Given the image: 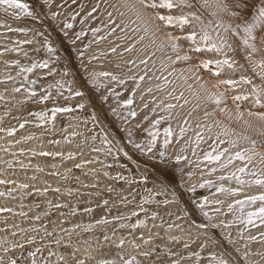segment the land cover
<instances>
[{
	"label": "snow or ice",
	"instance_id": "1",
	"mask_svg": "<svg viewBox=\"0 0 264 264\" xmlns=\"http://www.w3.org/2000/svg\"><path fill=\"white\" fill-rule=\"evenodd\" d=\"M45 7L47 11H44ZM109 8L112 11H109ZM200 8L212 9L210 15L214 19L205 23ZM65 9L71 10L65 11ZM177 11L179 14H176ZM0 12L6 13L15 20L28 18L34 25L31 28L12 27L0 22V27L5 28L7 33L22 34L25 37L13 39L0 33V38L8 41L0 44V57H4L6 53L17 54L12 58L0 59V66L10 70L0 73V85H5L4 90L0 91V102L11 105L7 108L5 117L17 105L23 109L29 100L44 104L54 99L51 92L44 88L39 90L40 94L37 97V90L33 86L38 80L51 77L54 73L63 77L72 74L67 67V63L71 62L70 58L67 59L62 71L50 66L53 63L58 64L61 60L55 41L50 38L48 28L49 21L55 22L58 31L74 46L86 84L100 94V99L104 103H108L111 97L112 104L108 106L107 112L119 121L120 131L124 132L127 145L152 162L151 175L148 171L140 175V185H146L149 181L152 184L150 188H144L147 195L141 197L140 210L147 213V209L142 206L146 204L176 203L184 217L191 218L192 213L198 211L206 221L194 222L196 229L194 235L191 229H184L179 223H168L169 229L177 228L187 233L188 239L185 241H182L179 236L168 237L171 243L182 242L184 252L174 251L169 247L161 250L158 246L146 249L145 246L152 239L149 237L143 240L142 244L131 243L132 249H142L134 254L126 247L128 242L125 239L117 240L113 237L117 229H136L143 223L142 221L126 224L124 221L129 219L127 216L117 215L108 219L101 215L93 222L76 223L71 228L65 229L61 227L65 222L60 219L61 217H74L78 212L92 214L93 207L81 209L73 205L69 208L67 203L45 200L47 208L55 209L58 213L57 221L51 230L43 223L39 226L32 224L22 227L16 223L8 224L7 219H4L5 226L0 227V234H2L0 235V264H68L63 255H58L51 248L53 243L71 248L70 243H65L62 237L56 235L57 229L71 238L73 235L79 236L81 233L92 232L97 227H101V235L103 241L109 246V252L112 247L116 251L113 255L100 259L89 255L88 259L95 260V264H145V261L147 264H204L201 251H196L191 246L197 245L199 249L206 250L209 244L213 245V250L208 252L207 264H264V251L253 252L250 248L251 242L264 245V230H262L264 229V150H258V147H264V139L258 141L254 138H264V0H88L87 3L83 0H59V3L57 0H36L35 7L24 0H0ZM90 20L97 21L100 26L86 28ZM77 21L80 29L74 30ZM89 31L92 39L87 44L77 46L78 41L87 38L86 34ZM37 38L40 39L37 40ZM101 40H110L112 46L108 51L117 56L123 57L124 53H136V55L117 65L121 69L119 73L90 70L92 61L98 57L88 55L85 60L86 51L93 43H99ZM182 43L186 44V50L182 47ZM9 44L12 46L9 47ZM41 50L47 54V58L34 59L33 55L40 53ZM203 53H211L212 56L201 59L198 54ZM21 56L27 59L28 63H23L19 58ZM154 57L156 59H153ZM193 59L196 60L194 64L177 69L178 64L191 62ZM157 60L160 63L159 68L156 67ZM38 70L44 74L37 75ZM12 71L15 75L11 74ZM237 73H239L238 76ZM29 74L36 78H32ZM205 74L208 75V80L204 79ZM254 77L259 78L261 82L259 86L254 83ZM211 78H215L214 82ZM177 81L182 83L178 84ZM72 83L71 80H57L55 84H49L48 88H56L57 93L63 96L61 90L67 85V91L71 97L86 95L85 91L79 88L73 89ZM209 84L211 89L208 88ZM114 85L122 86L124 93L117 90ZM243 86H250V90H245ZM181 88L190 92L197 101L191 108H188L190 100L185 96V91H178ZM229 93L234 94L229 96ZM16 94L23 99L17 100ZM229 98L234 108L228 107ZM137 99L140 101V111L135 106ZM13 101L15 103H12ZM243 104H248L249 107L242 109ZM84 107L83 102L76 105L79 109ZM202 107L204 117H215L218 111L226 116L228 122L214 118L209 119L207 123L197 122L193 129L192 121L198 120L194 113ZM209 108L211 111L208 110ZM74 111L73 107L59 106L56 103L46 110H28L27 117H12L17 121V125L0 127V132L6 133L8 137H14L19 130L25 129L29 124L51 131L55 127L57 114ZM149 113L153 114L151 119ZM5 117H0V121ZM74 118L79 120L78 116ZM233 119L237 124H242L241 131L231 126ZM131 120H136V123H130ZM141 121L148 123L142 127ZM174 121L177 122L175 127ZM88 122L85 121V123ZM90 122L101 128V135L97 137L93 134L85 137L83 143L87 144L89 140L99 139L103 146L90 145L93 152H103L114 159L117 154H123L129 160L132 159L126 147L121 146L120 139L103 130L100 118L94 109L90 115ZM125 125L127 127H124ZM161 127L163 140L158 142ZM134 130L146 132L147 138L143 141L133 139ZM190 130L193 131L194 139H184L181 144L182 138ZM63 131L64 142H69L70 137L83 136L82 132L69 133L67 129ZM33 138V134L29 133L19 140L9 141L6 147L0 146V151L9 153L13 143L19 145ZM48 143L57 144L60 141L49 140ZM202 143L206 145V148L197 153L196 149ZM171 145H179V147L178 151L170 155L169 146ZM80 147L81 145L77 144V148ZM189 150L197 158V167H200L202 162H206L207 171L202 172V175L211 176L219 173L215 181L206 179L197 184L187 182L186 178L190 179L193 175L184 167L185 164L193 163L185 155ZM11 154L14 157L17 155V153ZM23 154L24 149L21 148L19 155ZM31 155L73 160L76 154L71 151L67 155L58 151H31ZM0 162L6 163L9 167L13 166L12 160L4 161L0 157ZM95 162L93 158L84 163ZM15 163L22 169L30 166L20 160H16ZM100 163L103 164L102 161ZM104 166L111 167V165ZM35 167L38 172L44 171L38 165ZM51 167L56 168L57 165L52 164ZM74 167L81 168L82 164L77 163ZM148 167L145 165V168ZM70 171L71 169L67 170V172ZM103 174L109 176L107 171ZM49 175L60 174L51 172ZM66 178L67 173H65ZM109 178L123 180L129 185L136 182L131 177L120 173ZM31 179L36 180L37 177L32 176ZM76 179L78 180L79 177ZM8 184L14 186L0 191V197L16 199L15 193H18L21 200L32 196L46 197L50 190L57 193L58 197L59 195L69 197L92 195L80 193L78 189L69 188L61 193L59 187L41 188L35 184H16L15 181L0 179V185ZM226 184L228 186H225ZM82 187H96V185H82ZM197 187H215L214 198L209 200L207 197H197L195 195ZM28 189L31 191H27ZM253 189L256 191L253 192ZM106 190L115 191L111 186ZM178 190L190 194L187 203L181 201ZM217 194L225 199L215 198ZM96 195L99 196L100 193ZM130 195L135 196L136 189H133ZM160 195H163L165 199H156ZM169 196L171 199L168 198ZM229 198L232 199L227 203V213H225L224 206ZM120 200L131 203L123 195L120 196ZM108 205L109 200L105 199L102 203H98L96 208L107 210ZM24 207L21 205V208ZM40 207L39 203H34L29 206L28 212L16 213L12 208L5 206L0 207V213H12L32 221H41L42 217L50 216L49 211L42 209L29 216L33 208ZM63 208H69V211L67 213L59 211ZM209 208L210 211L206 210ZM228 214L231 215V219L213 222L214 217ZM131 215L138 214L133 211ZM151 215L155 218L158 213L152 212ZM180 219L181 216L177 215L176 220ZM113 221L119 223L113 224ZM49 223L53 222L49 221ZM233 224L240 225L235 238L231 231ZM109 225H112V235L108 234L107 226ZM217 228L221 230L219 236L214 231ZM252 229L257 230L256 235L251 233ZM246 232L248 235H245ZM201 237L203 243H200ZM46 239H48L47 244L44 243ZM96 239L99 243L100 237ZM85 242L91 243L90 240ZM45 248H48L46 255ZM77 251L72 248L69 253L74 264H86L85 259L77 258ZM254 256L258 259L254 260ZM53 257L55 260L52 259Z\"/></svg>",
	"mask_w": 264,
	"mask_h": 264
},
{
	"label": "bare ground",
	"instance_id": "2",
	"mask_svg": "<svg viewBox=\"0 0 264 264\" xmlns=\"http://www.w3.org/2000/svg\"><path fill=\"white\" fill-rule=\"evenodd\" d=\"M24 2L32 4L34 7L36 6V0H24ZM83 2L87 3L88 0H83ZM57 3H59V0H57ZM75 7L74 5L72 6ZM46 8V7H45ZM202 10V8H200ZM48 10V9H47ZM71 9H65V11H70ZM109 11H112L111 8L108 9ZM203 11V10H202ZM205 12V10L203 11ZM203 12L201 14H203ZM207 12V10H206ZM0 22H4L12 27L17 26H28L33 27L34 25L28 18H22V19H28V23L20 22L19 20L10 21V17L2 15L0 13ZM6 14V13H5ZM179 14V13H177ZM4 16V17H3ZM206 16V15H204ZM210 16V12H209ZM63 17H61L62 19ZM205 18V17H204ZM211 18V17H210ZM209 18V19H210ZM213 18V17H212ZM211 18V19H212ZM208 19V18H207ZM214 19V18H213ZM13 20V19H12ZM20 22V23H18ZM208 22V20H207ZM51 21L48 22V28L49 32L51 34L50 38L55 41V45L58 48V55L61 57L60 62L53 63L50 65L51 67H56L58 70L62 71L65 67V62L67 61L63 59L70 58V63H67L72 76L71 77H63L61 75H58L54 73L51 77H47L43 80H38L37 84L33 86L37 90V97L39 96L40 92L39 90L41 88H44L51 92V95L54 99L46 101L44 104L40 103H33L31 100H29L25 107L22 109L19 105H17L15 108H12L11 112L7 117H5V112L8 107H11L10 104L6 105L5 102H0V117H5L2 121H0V127H8L9 125H17V121L15 119H12V117H18V116H25L27 117V111H40V110H46L54 106V103L58 104L59 106H70L75 109L73 113H60L57 114V120L55 121V127L51 131H47L45 128H37L35 124H29L26 125L25 129L19 130L18 133L14 137H8L6 133L0 132V146L6 147L8 145L9 141L19 140L22 136L28 135L29 133L33 134L34 138L30 141L21 143L19 145H16L13 143L12 148L10 149L9 153H4L0 151V157L3 158L4 161L12 160L13 166L9 167L6 163L0 162V179H6L15 181L16 184L19 183H28V184H35L38 187H50L56 188L59 187L61 189V193H63L66 189H78L80 193H91V196L88 195H82L77 196L73 195L71 197L66 195H59L52 192L51 190L48 192L46 197H39V196H32L29 198H25L21 200L19 198L18 193H15L14 195L17 196L16 199L6 198V197H0V207H10L14 210V212L18 213L20 211H29V206L33 205L34 203H39L40 208H33L31 212H29V216L33 215L35 212H39L42 209L45 211L50 212V216L48 218H43L41 221H32L26 218L19 217L17 215H13L12 213H0V227H4V219H7L8 224L16 223L20 224L22 227H28L32 224H36L39 226L41 223H43L45 226L49 228V230L52 229L54 226V223L57 221V210L55 209H48L47 205L45 203V200H53L55 202H63L67 203L69 205V208L73 205H76L78 208L93 207L94 211L92 214H83L82 212H78L76 216L74 217H61L60 219H63L65 222L61 227L68 229L73 226V224L76 223H89L93 222L95 219L100 218L101 215L105 216L108 219H111L112 216L117 215H124L129 217L124 223L126 224H132L136 223L138 220L142 221L143 223L136 229L132 228H125V229H117L115 236L113 239H119L123 238L125 239L128 244L126 247L129 251H132L134 254L142 249H132L131 243L135 242L137 244H142L143 240L148 239L149 237H152L151 241L148 245L145 246L146 249H151L155 246H158L159 249H164L165 247L172 248L174 251H181L184 252L181 243H171L168 240L169 236H179L181 237L182 241H185L188 239L186 232H181L177 228H168V223L174 222L179 223L184 229H191L193 235L195 234V227L194 222H206L204 218L201 216V214L196 211L193 212L191 215V218L184 217V214L182 212H179V205L176 203L169 204V205H157V204H146L142 205L144 208L147 209V213L140 210L141 206V197L146 196L147 193L144 191L145 187L150 188L152 186L151 181H149L146 185H140L139 179L141 173L148 171L149 175H151L150 167L152 165V162L147 159V157L142 156L139 152L132 149L130 145H127V140L125 137V134L123 131H120L119 127V121H117L111 114L107 112V108L109 105L112 104L111 97L109 98L108 103H104L100 99L99 93H92L91 88L86 84L84 79V73L82 69L79 67V60L76 57V53L74 50V46L70 44V47L67 49L66 43L62 40L59 31L55 28V26L52 24ZM92 26H100L97 21L90 20L88 24L85 26L86 28H90ZM80 24L77 21L76 27L74 30H79ZM179 31V30H177ZM0 33H4L9 37H12L13 39H24L25 37L22 34H12L7 33V30L5 28L0 27ZM31 35V33H29ZM87 38L82 39L81 41L77 42V46H82L83 44H87L89 40L92 39L91 32H87ZM40 38H37L39 40ZM111 40H115V38H110ZM65 40V38H64ZM8 41L0 38V44L7 43ZM116 43H119V41H115ZM12 45L9 44V47ZM112 46V43L110 40H101L99 43H93L90 48L86 51L85 60H87L88 55H96L98 59L92 61L90 70L95 71H112L114 73H119L121 71L120 68L117 67L118 64H122L125 59H128L130 57H134L136 53H124L123 57L117 56L115 53H111L109 48ZM26 48L28 46H25ZM140 46L138 45V48ZM182 47L187 49L186 44L182 43ZM30 52V55H32L31 48L28 49ZM103 53H107V55H103ZM69 54L71 56L69 57ZM16 53H6L4 57H0V59H8L15 57ZM199 57L202 58H210L212 56L211 53H203L198 54ZM159 56V54H157ZM23 63H28L27 59L24 57H19ZM34 59H46L47 54L41 50L40 53L33 55ZM153 59H156L155 57ZM196 62L195 59H193L191 62L187 63H180L177 65V69L184 67H189L191 64H194ZM151 63V62H150ZM160 63L159 60H157L156 67L159 68ZM7 71H10L8 69H5L3 66H0V73H5ZM46 71V70H45ZM12 75H15V72H11ZM44 73L42 71L37 72V75H43ZM159 74V73H157ZM32 76V74H29ZM32 78H36L35 76H32ZM205 80H208L209 77L207 74H205L204 77ZM214 82L215 78H211ZM57 80L62 81H73L71 87L73 89H81L85 91L86 95L82 97H71L70 94L67 91V85L65 89L63 90V94H69L68 101L62 100L57 93L56 88H48L49 84H55ZM191 82V81H189ZM177 83H182L181 81H177ZM254 83L259 86L260 80L258 77H254ZM5 85H0V91L4 90ZM117 90L124 93V88L122 86H116ZM244 89L250 90V86H243ZM208 88L211 89V85H208ZM184 90L185 96L188 97L190 100V104L188 105V108H191L197 101L195 98L192 97L191 93L186 91L185 89L181 88L178 89V91ZM203 94V93H201ZM234 93H229V96H231ZM159 95V94H157ZM65 96V95H64ZM63 96V97H64ZM67 97V96H66ZM83 99V101L88 100L89 102L84 103L85 107L83 110H79V108H76L73 105V102H76L77 99ZM88 98V99H87ZM16 99L20 100L23 99L19 94H16ZM81 101V100H80ZM139 99L136 101V107L137 110L139 106L141 105L138 103ZM12 103H15L13 101ZM80 103V102H78ZM75 104V103H74ZM229 108H234L232 105L231 99L227 101ZM139 105V106H138ZM249 107L248 104H243L242 109H246ZM95 110L97 115L100 118L101 125L103 127V130L105 132H108L111 134V136H115L120 139L121 146H125L126 150L129 152V155L131 156V160L124 157L123 154H117L116 158L114 159L112 156H106L103 152H93L91 150L90 145L94 144L97 147H103L100 144V140L97 139L95 141L89 140L87 144L83 143L85 137H90L91 135L95 134L97 137L101 135V128L95 126L90 122V115L92 110ZM141 109V108H140ZM203 107L197 112L200 114L198 120L192 121V128H195V124L197 122L200 123H207L209 122V119L218 118L226 123L228 122L226 119V116L223 114H220L218 111L216 113L215 117L212 118H206L203 115ZM211 111V108L208 109ZM139 111V110H138ZM151 114V113H149ZM184 113L182 112V115ZM198 114L194 113L195 116ZM153 114H151L150 119ZM78 116L79 120L75 119L74 117ZM139 119V118H138ZM85 121H89L88 123H85ZM133 121V120H131ZM134 122V121H133ZM136 123V121H135ZM147 121H141L142 127L147 125ZM134 124V123H133ZM177 124L176 121L173 122V126L175 127ZM126 126V125H125ZM124 126V127H125ZM167 126V125H164ZM231 126L236 128L237 131L242 130V124H237L235 120L233 119L231 122ZM63 129H67V132H82L83 136H75L70 137L69 142H64L63 136L65 135ZM178 130V129H177ZM161 135L158 142H162L163 140V130L162 127L160 129ZM110 136V138H111ZM147 138V133L142 132L140 130L134 131L133 139L137 141H143ZM194 139L193 131H188L184 138L181 140V144L183 143L184 139ZM49 140H58L60 143L57 144H49ZM77 144H80L81 147L77 148ZM179 145H171L169 146V154L178 151ZM24 149V154L21 156L19 155L20 149ZM206 148L205 144H201L199 148L196 149L197 153L201 151V149ZM40 152V151H47V152H62L63 154L67 155L68 152H74L75 159L73 160H62L60 157H56L53 159L52 157H42V156H32L31 151ZM258 150H264V147H258ZM11 153H17V155L14 157ZM185 155L188 157L189 160L193 161L191 164H185V170L191 171L193 175L191 178H186L187 182L189 184H197L198 182H202L206 179H211L213 181L216 180V176L219 175V173H215L211 176L209 175H202V172L207 171L205 167L206 162H202L200 164V167H197L196 163V156L193 155L192 151L189 150L185 153ZM95 158V163H84L85 161L92 160ZM20 160L25 164L30 165L27 169L20 168L19 164H16L15 161ZM103 162L101 164L100 162ZM135 163H134V162ZM77 163H81V168H75L74 165ZM184 163V162H182ZM56 164V168H52L51 165ZM39 166L44 169L43 172H38L36 170L35 166ZM104 165H111V167H105ZM145 165H148V168H145ZM68 169H71L70 172H67ZM107 171L109 172V176H105L103 173ZM51 172H58L60 175L52 176L49 175ZM65 173H67V178L65 179ZM117 173H120L121 175H124L126 177H131L135 183H132L129 185L123 180H113L109 177L116 176ZM36 176V180H32L31 177ZM76 177H79L77 180ZM95 184L96 187H82V185H92ZM14 185L8 184V185H0V191H5L7 188H11ZM111 186L115 189L114 192H108L106 189L107 187ZM225 186H228L227 184ZM133 189H136V195H130ZM27 191H31V189H28ZM253 192L256 191L255 189L252 190ZM100 193L99 196L96 195V193ZM213 193H215V187L212 188H199L197 187V191L195 195L197 197H207L209 200H212L214 198ZM126 196L128 201H131V203H124L121 202L120 196ZM178 195H180V199L182 202L187 203L189 199L188 193H182L180 190H178ZM171 199V197H168ZM215 198L225 199L223 196L217 194ZM109 200V205L107 206V210L103 208H96V205L98 203H102L103 200ZM156 199L163 200L165 197L163 195H160L156 197ZM232 198H229L226 201V204L224 206V212L227 213V203L231 202ZM21 205H24V208H21ZM211 207V206H210ZM69 208H63L59 211H62L64 213H67L69 211ZM210 211L209 209H206ZM135 211L137 212V216H132L131 213ZM152 212H157L158 215L153 218ZM211 214V212H210ZM180 215L181 219L176 220V216ZM231 219V215H221L214 217L213 222H219V220L224 219ZM49 221H52L53 223H49ZM119 223L118 221H113V224ZM240 225L233 224L232 225V233L233 237L235 238L236 232L239 229ZM108 228V234L112 235V225L107 226ZM264 230V229H262ZM219 236L220 229L217 228L214 230ZM251 233L253 235L257 234L256 229H252ZM2 235V234H0ZM56 235L63 238L65 243H70L71 248H65L63 246H57L54 243L51 245V248L54 252H56L58 255H63L65 257V260L68 261V264H74V261L72 257L69 255L72 248L77 249L76 256L79 259H85L86 264H95V260L88 259L89 255L92 257H95L96 259L103 258L105 256H111L115 253L116 249L112 247L111 252H109V246L106 242L103 241L102 235H101V227H97L93 229L92 232L88 233H81L79 236L73 235L71 238L65 233L60 232L59 229H57ZM245 235H248L246 232ZM97 237H100L99 243L97 241ZM11 239V237H9ZM39 239V237H38ZM51 239V238H48ZM48 239L44 241L45 244L48 243ZM259 239V237H258ZM90 240L91 243H86L85 241ZM203 238H200V243H203ZM243 243V241H241ZM192 249L196 251H201L202 259L204 260V264H207V256L208 252L213 250V245L209 244L206 250H201L197 245H192ZM251 250L256 251H264V245H261L260 243L253 242L250 243ZM48 251V248H45L44 254L46 255ZM187 254L186 252L184 253ZM55 260V257L52 258ZM143 259V258H141ZM253 259H258V257H253ZM145 264H147V261H145Z\"/></svg>",
	"mask_w": 264,
	"mask_h": 264
},
{
	"label": "rangeland",
	"instance_id": "3",
	"mask_svg": "<svg viewBox=\"0 0 264 264\" xmlns=\"http://www.w3.org/2000/svg\"><path fill=\"white\" fill-rule=\"evenodd\" d=\"M187 10H188V9H186V11H187ZM202 10H203V11L205 10V12H203ZM202 10L200 9V13L203 12L202 17H203L205 23H207V20H208V21H209V20H213L212 16H211V15L209 16V12H211L212 9H210V8H209V9H204V8H202ZM206 10H207V12H206ZM44 11H47V8H44ZM0 13H2V15H4V16H7V14H5V13H3V12H0ZM177 13H179V12L177 11L176 14H177ZM0 15H1V14H0ZM204 15H206V16H204ZM4 16H3V17H4ZM204 17H205V18H204ZM210 17H211L212 19H211ZM207 18H208V19H207ZM209 18H210V19H209ZM12 19H13V18L10 17V21H14V19H13V20H12ZM19 21H20V22H23V21H24V23H28V22H29L28 19L25 20V19H22V18H21ZM20 22H18V23H20ZM51 22H52V21H51ZM52 24H53V25L55 26V28L57 29L55 22H52V23H51V26H52ZM57 30H58V29H57ZM59 33H60V32H59ZM60 35H61V37L63 38L62 40H63V41L66 43V45H67V49H66V50H68V48L70 47V43L68 42V40H67L66 38H65V40H64V37H63V35H62L61 33H60ZM213 35H215V33H213ZM70 56H71V54H69V57H70ZM63 60H67V59L65 58V59H63ZM62 62H63V63L65 62L64 64H66V61H62ZM67 67H68V65H67ZM68 69H69V67H68ZM69 71H70V69H69ZM70 72H71V71H70ZM236 75L238 76L239 73H237ZM71 76H72V74H71ZM71 76L69 75V76H67V77L69 78V77H71ZM89 87H90V86H89ZM243 88H245V87H243ZM246 90H247V89H246ZM61 91L63 92V90H61ZM91 91H92V93H94L92 89H91ZM64 95H65V96H64ZM63 96H64V97L67 96V97H68L67 100H66ZM63 96L60 95L59 97H60V98L62 97L61 99H62V100L64 99V100H66V101H68V99H70V98H69V94H67V95H66V94H63ZM87 99H88V98H87ZM80 100H81V101H80ZM137 100H138V99H137ZM78 102H80V103H81V102L87 103V102H89V101H88V100L83 101V99L79 98V99L76 100V102H73V105L76 107V105L79 104ZM74 103H75V104H74ZM138 103L140 104V101H139ZM138 106H139V105H138ZM140 108H141V107L139 106V108H138L139 111H140ZM83 109H84V108H83ZM83 109H79V110H83ZM144 111H146V110H144ZM196 114H198V113H196ZM149 115L151 116V114H149ZM150 116H149V118H150ZM199 116H200V114L197 115L198 118H199ZM138 118H139V117H138ZM133 121H134V122H133ZM133 121H130V123H132V124L134 123V124H135V121H136V120H133ZM142 122H143V121H142ZM125 127H127V125H126ZM134 131H135V130H134ZM254 138L257 139L258 141H260L261 139H264V138H262V137H254ZM251 243H252V242H251ZM253 244H254V242H253ZM252 251H254V250H252Z\"/></svg>",
	"mask_w": 264,
	"mask_h": 264
}]
</instances>
